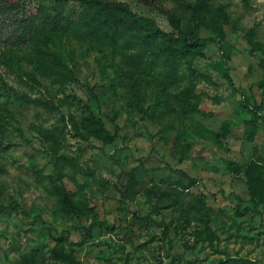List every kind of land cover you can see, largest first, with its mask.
<instances>
[{
    "label": "rangeland",
    "instance_id": "obj_1",
    "mask_svg": "<svg viewBox=\"0 0 264 264\" xmlns=\"http://www.w3.org/2000/svg\"><path fill=\"white\" fill-rule=\"evenodd\" d=\"M154 1L190 29L201 0ZM207 1L236 85L216 43L171 65L88 0H0V264H264V0Z\"/></svg>",
    "mask_w": 264,
    "mask_h": 264
},
{
    "label": "trees",
    "instance_id": "obj_2",
    "mask_svg": "<svg viewBox=\"0 0 264 264\" xmlns=\"http://www.w3.org/2000/svg\"><path fill=\"white\" fill-rule=\"evenodd\" d=\"M145 1L148 4L153 5L159 12L167 17L169 24L171 25V30H165L160 26L159 22L155 18L140 14L134 10L128 2L121 0H88V3H90V5L92 4L91 9L96 8L94 6L97 5L99 6L100 12L102 13H96L91 19V23L84 24L83 28L91 30L93 33L111 32V37L116 41L124 34L123 31L128 29L130 31L129 37L133 42L142 44L144 43L148 45L157 44L158 50L154 51L153 53H155L157 56L164 54L166 60L170 62L171 65H175V63L180 59L185 58L193 47L202 46L209 42L216 43L222 51V58L226 64V68L228 69L230 80L234 85H236L230 72V67L227 62V53L222 41L213 36H201L199 33L203 14L209 10L207 0H201L198 7L193 10L194 20L192 21L190 29L183 28L180 25V18L171 10L159 5L157 1ZM33 40L36 41L34 37ZM37 42H39V40H37ZM38 47L40 48L39 44ZM260 66L264 68V58L260 60ZM243 101L247 107H251L254 111L259 113L264 107L263 101L260 104L253 105L245 93L243 94ZM260 116L264 120V114L260 113ZM115 126V135H117L119 126L117 124H115ZM102 127L104 128L103 123ZM229 165L235 173H239L237 167L232 161H230ZM253 166L254 164L251 163L248 166L246 173L249 176L248 185L250 195L255 205H258V191L256 189L258 180L249 175ZM193 179V181H195L197 178ZM131 188L132 186L130 184L126 189H120V191L124 196L129 197ZM62 194L67 206L71 207L65 188H62ZM231 194L238 198V212L243 213L252 210V207L249 205H246L243 207V209H241L242 199L240 195L235 192H231ZM3 207L4 205H0V208ZM171 246L172 245L170 244V247ZM54 252L57 258L67 264H80V260L72 252H68L63 249H56ZM213 264H226V262L225 260H220Z\"/></svg>",
    "mask_w": 264,
    "mask_h": 264
}]
</instances>
